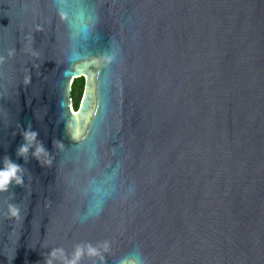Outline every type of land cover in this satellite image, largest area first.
I'll use <instances>...</instances> for the list:
<instances>
[{"label":"water","instance_id":"1","mask_svg":"<svg viewBox=\"0 0 264 264\" xmlns=\"http://www.w3.org/2000/svg\"><path fill=\"white\" fill-rule=\"evenodd\" d=\"M5 158L0 264H264V0H0Z\"/></svg>","mask_w":264,"mask_h":264},{"label":"clouds","instance_id":"2","mask_svg":"<svg viewBox=\"0 0 264 264\" xmlns=\"http://www.w3.org/2000/svg\"><path fill=\"white\" fill-rule=\"evenodd\" d=\"M35 133H25L24 139L26 141H33L35 140ZM43 151L42 148L38 147L36 152L34 153V158L38 159L39 153ZM27 153V147L26 146H21L17 155L18 156H23ZM5 167L2 171H0V192L5 191L7 189V186L9 185L10 182L15 180L17 184H19L20 178L18 177L17 173L20 172V166L16 165L14 163H11L8 158H5L4 160ZM15 210H12V215L14 216ZM77 256L80 255L79 251L76 254ZM72 264H75L73 261Z\"/></svg>","mask_w":264,"mask_h":264},{"label":"trees","instance_id":"3","mask_svg":"<svg viewBox=\"0 0 264 264\" xmlns=\"http://www.w3.org/2000/svg\"><path fill=\"white\" fill-rule=\"evenodd\" d=\"M84 80L83 78L75 79L71 86V98L73 107L76 109L79 105L80 98L83 91Z\"/></svg>","mask_w":264,"mask_h":264}]
</instances>
